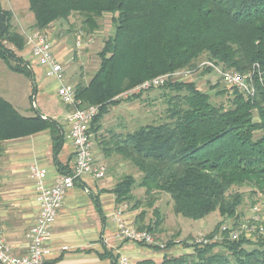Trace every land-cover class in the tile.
<instances>
[{"label":"trees","instance_id":"1","mask_svg":"<svg viewBox=\"0 0 264 264\" xmlns=\"http://www.w3.org/2000/svg\"><path fill=\"white\" fill-rule=\"evenodd\" d=\"M28 4L34 16L32 28L39 32L47 33L54 23L69 22L77 15L82 30L91 34L101 18L112 16L115 33L98 54L97 72L89 83L74 87L83 105L99 106L90 127L94 136L110 108L122 104L121 96L162 75L197 69L202 57L223 70L250 75L254 93L235 89L228 109L214 106L211 95L194 82L169 79L161 87L175 95L168 97L161 123L102 143L104 157H120L142 174L139 181L126 175L106 191L115 196L117 205L132 211L144 203L154 208L156 199L166 194L177 216L200 221L216 212L239 226V209L245 201L240 189L264 195V0H28ZM13 19L12 10H5L0 1V59L13 73L32 79L35 93L33 71L21 55L26 40L13 29ZM62 128L38 112L23 115L0 96V155L4 142L49 131L57 168L68 174L70 169L57 156L65 143ZM138 188L144 189L143 199L133 194ZM97 208L102 216L99 202ZM153 214L156 219L146 223V211L137 213L134 227L160 233L164 221L158 208ZM223 237L221 242L191 246L177 241L193 249L182 255L168 253L177 246L173 241L142 242L141 247L156 251L163 246L166 254L159 263L146 259L137 264H264V236L255 237L256 242L245 237L233 241L227 233ZM219 246L227 254L214 253ZM105 257L117 264V255L106 252Z\"/></svg>","mask_w":264,"mask_h":264},{"label":"crops","instance_id":"2","mask_svg":"<svg viewBox=\"0 0 264 264\" xmlns=\"http://www.w3.org/2000/svg\"><path fill=\"white\" fill-rule=\"evenodd\" d=\"M0 1L3 7L4 4L2 0ZM10 1L15 5L10 8L12 12L14 11V14L19 3L18 0ZM24 1L26 2V0ZM25 5V9L16 15L18 19L17 25L19 24V27L23 29L20 31L22 33L26 30L25 21L29 22L28 27L34 25V16L31 15L27 2ZM47 33L50 35L51 40L55 39L52 41L55 56L65 70V77L70 79L73 74L70 71L71 65L76 62L74 61L76 57L71 51L72 47L66 46L67 41L65 39L59 42L54 38L56 35L51 34L50 31ZM28 50L25 49L21 55L26 61L28 60V63L30 62L29 64L34 74L36 92L31 96L35 99L31 108L32 110L37 109L36 112L40 113L43 118L54 119L62 125L65 133V143L62 151L57 156L62 166L70 169L73 162L74 148L72 142H70L71 140L67 138L70 129L67 124L69 109L63 105L62 110L55 112L48 110L47 107L37 106L36 102L38 101L42 104L45 96L57 97L59 83L55 78L46 77L44 68L31 58ZM80 62L85 64L84 60ZM81 73H79L78 77L84 79V75ZM91 79L92 77L87 83ZM9 102L12 103L11 101ZM15 107L23 115L30 116L29 111L25 108L21 110V108ZM51 142L50 132L45 131L30 136V138L10 140L3 144L4 151L0 155V229L4 238L18 255H23L28 250L29 240L27 233L39 214L36 193L37 184L29 177V167H31L33 162H39L48 171L47 180L49 183L54 181L59 174H62L55 163ZM96 142L93 154L96 164L105 165V163L100 162L104 155L101 148L98 147L97 149ZM107 163L109 165V169L105 165V168L108 169L107 179V174L104 179L99 180L87 177L83 182L68 191L52 229L50 244L53 252L45 264H112L110 259L105 257L106 252L117 255L118 259L121 256L127 257L130 264H137L150 256L157 263L162 261L166 251L161 250L163 252L161 256L156 255V250L151 254L150 249L152 248L141 247L139 243L121 240L116 237L120 230V225L115 220V215L119 211H123V218L134 226L133 220H135L138 211H128L122 205H117L115 196L106 192L118 182L116 180L113 181L114 177L111 174L115 173L118 175L123 171L122 167L128 166V163L118 161L117 164L116 160L117 165L114 164L116 166L115 172L111 170L114 166H111L109 162ZM138 189L139 192L144 193V189ZM138 189L134 190V193ZM98 202L101 205L104 219L98 212ZM63 247L68 249L62 250ZM171 251H168V253Z\"/></svg>","mask_w":264,"mask_h":264},{"label":"rangeland","instance_id":"3","mask_svg":"<svg viewBox=\"0 0 264 264\" xmlns=\"http://www.w3.org/2000/svg\"><path fill=\"white\" fill-rule=\"evenodd\" d=\"M3 8L5 10H11V6H15L10 0H2ZM23 0H18V8L15 9V16L12 22L13 29L17 30L19 33L24 35L26 40L27 35L34 33L36 30L29 26V22L25 21L26 30L24 33L20 32L23 29L17 25V14L21 13L23 9L26 7V2L28 4V0L26 2ZM11 3V4H10ZM24 4V5H23ZM14 12V11H13ZM31 15H33L31 13ZM111 15H105L103 18L99 20V28L98 30L94 31L91 34L85 33L82 30V23L81 18L77 15H74L69 22L65 21H58L51 26L48 31L51 34L56 35L54 38L59 42H62L64 39L67 41L63 42L66 43V46H70L72 53L76 57L75 63L71 65V77L67 79V82L71 84L73 87H76L78 83L86 84L87 81L94 74L97 72L99 65H100V58L99 52L102 51L106 41L114 36L115 33V25L112 21ZM55 40V39H53ZM52 40V41H53ZM80 41L82 46L78 47L77 42ZM28 48V47H27ZM26 48V49H27ZM29 52V50H28ZM55 53V52H54ZM85 61V64H82L80 61ZM28 61V60H27ZM26 61V62H27ZM199 63L197 69H189L183 70V72H187L188 81L194 82L197 87L204 92L211 95V102L214 106L218 108V106H223L226 109L231 107V100L234 96L235 89H228L226 86L223 85L221 72L222 71H229L221 69V66H217L215 63H210L208 59L202 57L201 60L198 61ZM30 63V62H29ZM201 67V68H199ZM209 67L210 71L208 70ZM208 70V71H207ZM69 71V74H70ZM234 71V70H231ZM82 72V73H81ZM236 72V71H235ZM79 73L84 75V79L79 78ZM247 75V74H244ZM149 81V80H148ZM178 81V80H175ZM226 88V89H225ZM133 91V90H132ZM221 94H218L222 92ZM128 92L121 96L123 102L119 106L111 107L108 114L104 115L101 121V130L98 132L96 136H94V140L96 142V147L98 149L103 146L104 140H111L113 136H120L126 133H132L137 131V129L151 124H159L161 123L166 114L167 109V101L168 97L174 96L175 93H172L168 89H164L162 87L152 89L147 92H141V98H131L133 94H138ZM33 94V81L32 79L17 73H13L6 65V63L0 59V96L3 98L11 101L17 106L19 109L28 110L29 115L32 116L36 113L37 109L32 110L33 102L35 99L31 98ZM60 100L57 97L51 98L50 96H45L41 102H36L37 106H44L47 107L48 110H53L55 112H59L63 109V104L59 102ZM83 105V103H82ZM85 106V105H83ZM25 112V111H22ZM93 134V133H92ZM94 135V134H93ZM111 159V160H110ZM108 160V161H107ZM118 161L126 162L122 160L120 157L111 156L110 158L104 157L100 160L101 163H105L107 168L109 167L108 163L111 166L117 165ZM128 163V162H126ZM124 167V166H123ZM118 175L112 173L111 175L114 177L113 181H118L126 175H132L136 181H139L142 177V174L138 171L137 168L133 167L131 163H128V166H125ZM106 168V174L108 178V169ZM111 170H116V166ZM104 179V178H103ZM241 192L245 195V201L243 206L239 209L240 216H239V223L242 224L247 216L249 215V210L254 206H259L262 209L264 216V195L258 193L255 195H249L250 189L242 188L240 189ZM136 195L135 197L138 199L144 198V193L135 191L133 193ZM170 200V197L166 194H161L155 201L154 208H158L162 219L164 221L163 225L161 226L160 233L153 234L154 238L157 239V242L162 245H167L170 241H173L174 247L169 254L172 255H182L187 253H192L193 249H186L183 244H178L177 241L185 242L188 241L189 246L196 245L198 243H211V242H221L223 240V235H220L221 228L225 225H229V223L234 225V220H227L222 218L218 213H213L200 221H193L189 219H185L182 216H177L173 212V206ZM142 208H138V213H141L143 210L146 211V223H150V221H154L156 219L155 215L153 214L154 208L148 207L147 203H144ZM128 211H132L129 207L125 208ZM220 225V226H219ZM219 226L218 233L215 235H219L218 240H208V236L216 230V227ZM29 232V230H28ZM28 234V233H27ZM256 237L258 235L254 234ZM247 240H252L256 242L254 238H246ZM179 245V246H178ZM161 250L165 251V248ZM155 251L150 249V253L153 254L154 251L156 255H162V251ZM214 253L220 254H227V250L223 247H217ZM146 259H153L152 256L147 257ZM145 259V260H146Z\"/></svg>","mask_w":264,"mask_h":264},{"label":"built area","instance_id":"4","mask_svg":"<svg viewBox=\"0 0 264 264\" xmlns=\"http://www.w3.org/2000/svg\"><path fill=\"white\" fill-rule=\"evenodd\" d=\"M27 49L30 51L31 58L45 70L48 78L54 79L59 83L57 97L64 106L69 109L67 124L70 139L74 148L73 162L70 173L59 174L52 182H48V171L39 162H33L28 171L31 180L37 184V203L39 214L31 226L27 238L29 240L28 250L23 255L14 252L11 245L7 242L0 229V264H45L52 254L53 248L50 244L52 229L57 220L60 209L65 201V197L71 189L80 184L87 177L103 179L106 175V168L103 164H96L94 158V135L91 126L99 113V106H83L77 100L75 88L69 84L65 77V70L57 60L54 53V46L50 35L46 32L35 31L26 37ZM78 47L82 46L80 41ZM187 72H176L173 74L162 75L152 80L146 81L131 93L147 92L164 85L169 80H187ZM221 78L226 87L237 89L245 95L254 93V86L250 75L240 74L235 71H222ZM259 206H254L249 210L247 219L239 226L229 223L221 228L220 235L227 233L230 240H239L241 237L255 238L264 236V216ZM115 220L120 225V230L116 234L117 238L135 243L154 244L155 238L147 231H140L123 218V211L115 215ZM219 235L214 240H218ZM63 247L62 250H67ZM117 264H130L127 257H119Z\"/></svg>","mask_w":264,"mask_h":264}]
</instances>
